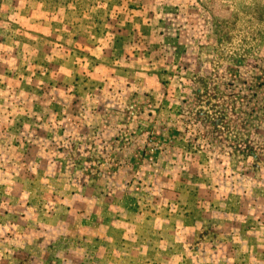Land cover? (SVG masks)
<instances>
[{"label": "rangeland", "instance_id": "1", "mask_svg": "<svg viewBox=\"0 0 264 264\" xmlns=\"http://www.w3.org/2000/svg\"><path fill=\"white\" fill-rule=\"evenodd\" d=\"M0 264H264V0H0Z\"/></svg>", "mask_w": 264, "mask_h": 264}]
</instances>
